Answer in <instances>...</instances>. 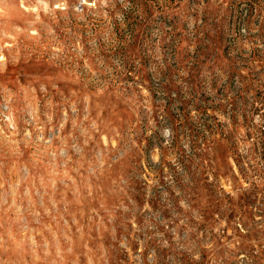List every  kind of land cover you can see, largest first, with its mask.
<instances>
[{
  "label": "rangeland",
  "instance_id": "obj_1",
  "mask_svg": "<svg viewBox=\"0 0 264 264\" xmlns=\"http://www.w3.org/2000/svg\"><path fill=\"white\" fill-rule=\"evenodd\" d=\"M0 264H264V0H0Z\"/></svg>",
  "mask_w": 264,
  "mask_h": 264
}]
</instances>
